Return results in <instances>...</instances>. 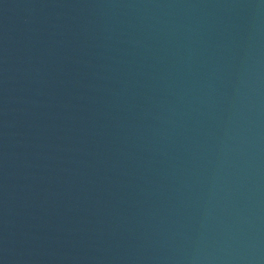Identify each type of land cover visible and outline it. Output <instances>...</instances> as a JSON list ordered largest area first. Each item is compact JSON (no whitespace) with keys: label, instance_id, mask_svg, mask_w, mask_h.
Returning a JSON list of instances; mask_svg holds the SVG:
<instances>
[{"label":"water","instance_id":"obj_1","mask_svg":"<svg viewBox=\"0 0 264 264\" xmlns=\"http://www.w3.org/2000/svg\"><path fill=\"white\" fill-rule=\"evenodd\" d=\"M0 264H264V0H0Z\"/></svg>","mask_w":264,"mask_h":264}]
</instances>
